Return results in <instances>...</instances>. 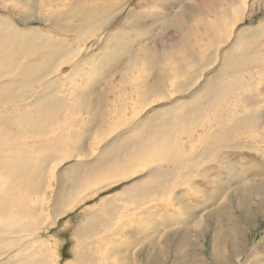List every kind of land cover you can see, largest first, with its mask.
<instances>
[{"label": "rangeland", "instance_id": "1", "mask_svg": "<svg viewBox=\"0 0 264 264\" xmlns=\"http://www.w3.org/2000/svg\"><path fill=\"white\" fill-rule=\"evenodd\" d=\"M47 1L54 10L52 14L50 13L51 19L56 18L55 14L61 11L67 12L70 8H74L76 17L69 20V24L72 26L81 20L80 14L84 13L85 5L91 4L93 0ZM105 1L106 5L102 6L104 12L99 21L107 20V24L102 31H92L88 35L86 34L83 38V47L93 44L89 54L94 53L101 60L103 56H111L113 53L119 55L121 50L118 51L117 45L125 44L122 43L123 41H126L128 45L126 43L125 54L119 56L121 65L119 64L117 67L119 66L120 69H118L119 67L116 68L117 70L114 69L111 74L108 72L111 65L103 66L95 71L94 69L90 70L91 67L87 64L85 66L87 72L84 75L81 74V77L71 80L70 67L63 66L61 68L63 74L69 75L64 78L63 86L65 98L67 96V105L65 104V111L56 116L57 124L52 127L49 141L55 143L61 139L69 138L67 145H71L68 148L74 158L64 159L63 163L58 164L59 167L56 165L53 167V175L47 177L48 180H51L53 191L46 193L47 196L54 194L55 177L59 176L65 166L71 165L74 161L82 165L86 161L101 158L105 153L103 149L113 138L126 139L128 135H138L137 126L141 121L146 120L145 118H162L165 115H171V112L174 113V111L175 113L176 111H185L184 102H198L200 100L198 91L201 87L212 83L217 77L219 60L214 65H207L208 62L205 65L204 62L209 52H214L213 49H217L220 42L217 41L218 37L224 39L219 38L218 40L227 41L225 44H220L221 48L217 51L219 58L223 53L229 51L235 58L242 59V63L239 64V75L241 74V78L244 80V89L241 90V95H243L242 98L247 97L254 101L251 107L250 105L246 106L247 102L235 94L229 96L230 101L222 104L220 109L222 111L223 108L225 111L232 108L233 104H237L238 108L236 106L233 108L247 110L256 116L259 129L253 134L249 132L240 138L236 137L232 142L233 148H222V152L220 151V155L216 158L208 153H203L204 145L201 144L203 140L200 138L202 130L199 128L191 129V133H185L182 138L175 136V139L181 138L185 156L183 160H191L195 164L191 162L192 166L181 169L184 175L181 172L172 180L173 182L170 181V183H174V185L172 184L173 190L169 192L167 190L165 193L163 191L162 195L158 196L156 192L150 191L136 192L135 188L138 184L140 186V182L146 179L147 170L133 176L127 175V178L125 177L124 180L117 183L111 184L113 179L101 182L100 185H93L92 188H97L93 194L88 192L91 189L87 193L86 191L79 193L81 194L79 198L83 199L82 202L71 212L57 219L56 223L40 236L43 247L49 252L48 259L54 264L73 263L80 253L82 255L84 251H92L89 249L97 248L99 252L97 264H217L222 256L228 264H264V206H261L258 197H254L250 201V220L246 222L242 213L243 209H241L242 211L237 209V205H232L229 208L238 233L235 232L233 226L226 224H230V220L226 223L221 222V225H215L205 217L210 209L221 206L229 198L236 199L235 196H232L235 192L234 186L238 184L236 181L232 182L235 180L236 173L239 176H245L244 181L253 180L252 183L264 177V169L261 170L264 167V0H239V2L244 1L246 7L243 17L233 28L231 26L232 19L228 17L229 20H227L225 17L226 20L220 22L221 25L224 24L223 28L220 27L223 30L226 29L225 31L220 30V27L210 30L208 26H214L217 18L213 13L224 6L228 8L229 0H224V3H222L223 0ZM235 1L238 3V0ZM45 9L43 7L34 15H31L32 11L29 13L23 11L24 15L22 11L14 7L12 0H0V25H10L15 30L38 29L43 35H47L46 31H49L54 33L51 37L54 41L63 42L67 38L71 41L73 39L71 35L75 33L61 35L53 30ZM64 17L61 15L60 18ZM226 27L230 30L227 31ZM238 32L239 35L246 33L247 36H251L254 46L241 43V37H237L239 38L237 41L236 34ZM114 40L119 43L112 47ZM235 40L238 43L237 46ZM96 41H98L97 45L94 44ZM210 44L211 46H209ZM198 52L201 53L198 54ZM28 53L33 59L37 56V54H33L32 50ZM81 54H83L82 51ZM89 54H86V57L89 58ZM200 55L205 59L204 62L203 58L199 57ZM129 58L136 59V65L133 64L134 66L126 72L127 67L124 66V63ZM202 64L203 66H201ZM204 65L206 70L202 68ZM162 66L167 72L175 71L176 73V70L177 73L179 70L184 72L179 71L182 75L176 74L179 76H175L176 79L173 76L171 81L165 79L166 82L163 84L162 90L156 93V96L163 93L165 96L162 95V99L159 98L161 95L157 98L154 96L142 97L140 91L145 86L160 80L157 68ZM121 67L123 68L121 69ZM199 68L201 71H198ZM194 71L198 75L197 78H195ZM198 72L202 76H199ZM188 76L194 79L193 85L190 81L192 85L190 90L184 94H176L179 89L178 84L190 80V78L186 79ZM233 77L236 76H231L230 79H234ZM2 81L5 80L2 79ZM96 97H99L103 103L106 102L109 109L101 115L88 108L89 105H94L97 102ZM71 98L73 99L71 100ZM148 98L149 100H147ZM81 102L88 106L80 108ZM11 104L12 102H1L0 112L10 108L13 105ZM207 110L209 114V109ZM242 112L238 114L243 115ZM248 112L247 114H249ZM15 114L17 113L8 112L7 116L13 117ZM171 127L174 126L171 125ZM3 128L0 127V129ZM171 130L176 135V131L172 128ZM9 131L16 133L17 127H12ZM254 134L256 135L254 136ZM29 135L30 143H36L38 137ZM17 141H19L18 144H21L24 140ZM238 142H241L237 146L238 148L234 147V144H238ZM75 156H77V160H75ZM156 156L160 157V160ZM156 156L152 155L149 159L150 162H144L142 166L148 164L152 168L156 166L172 168L171 165H167L165 158ZM225 165H231L233 172L224 170ZM53 176L55 177L53 178ZM106 184L111 185L107 186ZM229 184L231 187L218 195L220 189L224 188L222 186H230ZM125 191L127 193H124ZM225 205L228 204L225 203ZM171 215L172 217H170ZM194 215H196L195 220L198 223H193ZM181 219H187L189 223V237L187 243L184 244L176 242L175 231L180 227L168 225L167 229L162 227L166 224L177 223ZM90 222L96 224L100 233L90 238H82L84 226ZM227 232L232 237L234 235L238 237L239 241L237 240L235 245L229 243ZM216 235L223 240L220 239L221 246L217 250L219 255L215 254V249L218 248L214 242V239L218 237H215ZM83 241L87 243H83ZM93 242L97 245H91ZM85 244L89 245L85 246ZM235 249L240 253L238 258L234 257Z\"/></svg>", "mask_w": 264, "mask_h": 264}, {"label": "bare ground", "instance_id": "2", "mask_svg": "<svg viewBox=\"0 0 264 264\" xmlns=\"http://www.w3.org/2000/svg\"><path fill=\"white\" fill-rule=\"evenodd\" d=\"M46 1L47 0H12V4H14L17 10L22 11V13L23 11L26 13L32 11L31 15L38 13L39 10L45 7L47 19L50 21V26L53 30L59 32V34L61 33V35L71 32L75 33L71 35L73 38L71 41H69L68 38L66 40L64 39L63 42L54 41L51 39L54 33H50L49 31H46L48 32L47 35H43L38 29L15 30L13 29L14 27L10 25H0V103L7 101L13 104H11L12 106L10 105L11 107L9 106L10 108L7 110L2 113L0 112V127H4L0 129V264H54L48 259L49 252L43 247V241L40 240V236L43 232L48 231V229L56 223L57 219L71 212L82 202L83 199H80L81 197L79 198V196H81L79 193L85 191L87 193L89 189H91L88 191L90 192L89 194L96 192L97 188H92L93 185H100L101 182L113 179L114 181H111V184L117 183L118 181L124 180L125 177L127 178L128 176H133L147 170L146 179L140 182V186L138 184L135 188L136 192H156L159 196L162 195L161 192L163 191L164 193L167 192V190L168 192L172 191L174 183H170V181L183 171L181 169L190 167V163L193 162L187 159L183 160L185 156L183 154V145L181 142L182 136H185V133H191V129L199 128L202 130L200 138L203 140V143H201L204 145L203 153H208V155L211 156L213 155L215 158L220 155L222 148H233L232 142L236 137L240 138L249 132L253 134L259 129L256 116L250 114L247 110H236V108H238L237 104H233L232 108L225 111L223 108L222 111L220 109L222 104L227 103L228 100L230 101L229 96L237 94L241 98L243 97V95H241V90L244 89V80H242L241 74L239 75V64L242 63L241 58H235L229 51L223 53L221 58L218 57L217 51L221 48L220 44L227 43L226 40L221 41L223 38L221 39L218 37V39L220 38L221 40L217 39L218 42L220 41L219 45H217V49H213L214 52H209L207 58H205L206 60L202 57L203 54L199 56L203 58H201L203 62L205 60V65L206 62H208L207 65H214L217 60H219L220 64L216 79L212 83H207L205 86L203 85L198 91V95L200 96L198 102H184L183 107L186 106L185 111H176V113L174 111V113L171 112V115L166 113L168 114L165 115L166 117L163 116L158 119L156 117L145 118L146 120L141 121L138 125L139 128L137 126L136 132L138 130V135H128L126 139L113 138L106 145V148L103 149L105 153L101 158L86 161L85 164L82 165L74 161L71 165L65 166V168H63L64 170L60 171L57 178L53 176V178L55 177L56 179V189L54 194L47 196L46 193H51V191H53L51 180L47 179V177L53 173V167H55V165L59 167L58 164L63 163L64 159L74 158L69 149L71 145H67L69 138L61 139L55 143L49 141L52 127L57 124L55 120L56 116L65 111L66 108L67 96L65 98V89H63V86L65 83L64 78H67L69 75L63 74L61 68L63 66L70 67L71 80L75 77H81V74L84 75L85 72H87L85 71V66L87 64V66L91 67L90 70H98L103 66L109 67L107 65H111V67L108 68V72L111 74L114 69L117 70L116 68L119 67H117V65H121V58H119V56H121V54L123 55L125 52L127 42L123 41L122 43L125 44L120 45L118 41L114 40L112 47L118 44V51L121 50L120 54L113 53L111 56H103L100 60L94 53L89 54V50L93 47V44L83 47V38L92 31H102L105 24H107V20L99 21L100 16L104 12L102 6L106 5V1L93 0L91 4L85 5V11L82 10L84 13L82 14L81 12L80 14L81 20L72 26L69 24V20L71 18L74 19V8H70L67 12L61 11L55 14L57 16L56 18L51 19L50 16L54 10H52V7L48 5V1ZM229 2L228 8H225V6H222V8L220 6L222 9L213 13L217 21L214 20L216 21L214 26L207 25L210 27V30L224 25H221L220 22L226 20L225 17H227V20H229L228 17L232 19V28L241 21L246 9L244 1L239 2L238 0V3H236L237 1L235 0H229ZM222 3H224V0ZM61 15L65 17L61 19ZM228 27L230 26L228 25ZM222 28L220 27V30H223ZM225 30L226 29L223 31ZM229 30L227 28V31ZM229 36L231 37V35ZM237 37H241V43L254 46L253 39L251 36H247L246 33H241L239 35L238 32L236 34V38ZM98 41L94 42V44L97 45ZM237 41H239V38H237ZM237 41L235 43L236 46L238 45ZM209 46H211V44ZM31 50L33 54H37L34 59L28 53ZM81 51L83 54H81ZM201 52H203V50ZM200 53L198 52V54ZM86 54H89L90 57H86ZM135 61L136 59L132 60L130 58L126 60L124 63V66L127 67L126 72L134 66L133 64H135ZM149 62L151 63V61ZM205 65L202 67L203 70H206ZM201 66H203V64ZM163 67L164 66L157 68L159 71H157L158 75L160 74V77L158 76L160 80L156 82L152 81L153 83L145 86L144 89L140 91L142 97H159L161 94L156 96V93L162 90L166 80L170 79L169 81H171L173 76L175 77L176 74L184 72L179 70L180 72L178 71L177 73L176 70V73L175 71L171 73L165 71ZM122 68L123 67H121V69ZM118 69H120V67ZM199 70L200 68L198 71ZM195 71L197 72V70ZM196 72L195 78L198 77ZM198 74L202 76L200 72H198ZM161 75L166 78H163ZM181 75L182 74H180V76ZM231 76L236 77L230 79ZM187 78H190V80L187 82L182 81V83L178 84L179 89L176 94H184L190 90L193 85L194 76L193 78L189 76L186 77V79ZM2 79L5 81H2ZM175 83L177 84V81ZM162 95L165 96L163 93ZM161 96L159 98L162 99L163 96ZM169 98L171 99V97ZM72 99L73 98H71V100ZM242 99L244 102H247L246 106L250 105L251 107L254 104V101L250 98L244 97ZM147 100H149V98ZM86 105L88 106V104H83L82 102L79 104L80 108H85ZM234 106H236V108H233ZM88 108L96 111L98 115L109 110L106 102L103 103L99 97L97 98V102L94 105H89ZM206 108L209 109V114ZM8 112L17 114L13 115V117L7 116ZM239 112H242L243 115H239ZM247 112L249 114H247ZM171 125L174 127H171ZM12 127H17L16 133L9 131ZM171 128L176 131V135L172 133ZM29 134L38 137L36 143H30ZM255 135L256 134H254V136ZM175 136H181V138L175 139ZM22 139L24 141L18 144L17 142L19 141L17 140ZM240 144L241 142H238V144H234V147ZM152 155L162 156L167 160V165H171L172 168L169 166L165 168L160 166L152 168L148 164V166L146 164L142 166L144 162L147 163L149 161ZM79 156L81 157V155ZM75 157V160H77V156ZM157 158L160 160V157ZM224 167V170L231 173L233 172L231 165H225ZM263 169L264 167L261 170ZM234 177L235 180L232 182L234 183L236 181L238 184L234 186L235 192L232 196H235L236 199L231 200V198H229L228 201L225 202L228 205L223 203L219 207L210 209L205 217L215 225H219L221 222L226 223L230 220V224H226L233 226L235 232L238 233V231H236V226L233 224V218H231L232 214H230L229 208H231L232 205H237V209H243L244 211L242 213L245 222L250 220L249 205H251L250 201H252V198L258 197L259 203H261V206H264V177L257 181L255 180L256 183H252L253 180L244 181L245 176H239L237 173ZM53 178L51 177V179ZM111 184L106 185L109 186ZM222 187L224 188H221L220 191L218 190V195L225 192L231 185ZM124 193H127V191ZM170 217H172V215ZM196 218V215L192 217L193 223H198L197 220H195ZM167 225L180 227L175 231L177 234L176 242L178 244L187 243L189 237V223L187 219H181L177 223L166 224V226H162L163 229L164 227L167 229ZM97 233H100L98 227L95 223L90 222L84 226V232L81 237L90 238ZM217 236L218 235L215 237ZM219 237L220 236L214 239L216 247H218L215 249V254L217 255H219L217 250L221 246V238ZM227 238L230 240L229 243L231 245H235L239 241L238 237L235 235L232 237L228 232ZM83 243L87 242L83 241ZM86 245L89 244H85V246ZM91 245L95 246L97 243L93 242ZM89 250L92 251H84L82 255L80 253L73 263L67 264H97L99 260L97 248ZM239 254L238 250L235 249L234 257L238 258ZM220 262L217 264H228L223 256L220 257Z\"/></svg>", "mask_w": 264, "mask_h": 264}]
</instances>
